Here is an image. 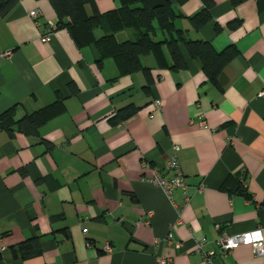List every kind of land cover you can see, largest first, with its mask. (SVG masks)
I'll return each instance as SVG.
<instances>
[{"label":"crops","instance_id":"obj_1","mask_svg":"<svg viewBox=\"0 0 264 264\" xmlns=\"http://www.w3.org/2000/svg\"><path fill=\"white\" fill-rule=\"evenodd\" d=\"M170 1L186 39L238 50L218 82L184 46L185 69L161 67L148 55L147 75L124 73L113 57L100 62L97 47H80L66 28L44 42L46 25L58 24L50 0H18L0 13V53L12 51L0 58V115L15 108V121L47 119L33 135L0 128V234L7 247L0 264H159V257L166 264H208L204 254L212 264H264L249 244L231 251L218 245L224 233L264 235V0L237 6L210 0L212 18L199 29L190 18L207 0ZM120 6L96 0L99 13ZM94 11L87 5L88 14ZM116 38L134 34L124 30ZM157 38L164 39L159 29ZM163 53L171 65L167 46ZM129 106L136 112L116 124L112 118ZM175 146L192 194L183 209L181 189L170 201L142 179L151 168L171 176L165 166ZM230 177L251 199L222 187ZM35 237L41 253L24 258L19 245Z\"/></svg>","mask_w":264,"mask_h":264},{"label":"trees","instance_id":"obj_2","mask_svg":"<svg viewBox=\"0 0 264 264\" xmlns=\"http://www.w3.org/2000/svg\"><path fill=\"white\" fill-rule=\"evenodd\" d=\"M18 0H0L2 3L0 13L5 14L11 11ZM121 6L118 9L99 13L96 9V0H50L57 16L56 28H66L73 36L76 43L82 47L94 44L100 55V62L105 58L113 57L121 65L122 71L133 74L139 71L150 74V69L142 64V58L154 55L161 67L170 66L173 70H182L187 67L182 46L185 47L192 59L199 61L203 71L212 82H218L220 75L227 65L238 56L235 46L218 51L214 45L205 40H188L184 32L177 29L175 19L177 13L170 0H120ZM234 6L240 5L246 0H230ZM258 3L263 0H256ZM91 5L94 13L88 14L87 5ZM212 2L206 1L201 12L191 17L193 26L197 29L205 25L212 18L210 7ZM239 21H233L230 26L236 27ZM107 28V32L100 38L94 34L96 28ZM158 29L164 33V39L157 38ZM131 30L134 40L120 42L116 34L120 31ZM163 46H167L172 58L171 65H168L163 53ZM148 82L145 86L150 88ZM57 105V104H56ZM55 106V105H52ZM137 110L135 106H129L118 111L112 118L114 122L120 123ZM15 108H11L0 115V128L13 131L14 126L26 134L38 133L39 127L47 120H39L36 114L26 116L19 121L14 119ZM54 114L48 116L53 117ZM228 178L223 188L229 192H235L251 199V194L238 182L237 178ZM232 184L235 186L233 187ZM24 258L34 257L41 253V242L35 237L19 245Z\"/></svg>","mask_w":264,"mask_h":264},{"label":"built area","instance_id":"obj_3","mask_svg":"<svg viewBox=\"0 0 264 264\" xmlns=\"http://www.w3.org/2000/svg\"><path fill=\"white\" fill-rule=\"evenodd\" d=\"M30 16L32 19L36 22V24H40L39 22V11L38 10H32L30 11ZM56 30V26L52 23L46 25V29L44 34L42 35V41L48 42L54 31ZM12 55V51H6L0 53V58H9ZM259 96H264V89L259 93ZM156 108H160L162 106V102L160 100L155 101ZM201 126L204 128H209L208 123L206 120H203L201 122ZM175 153L170 157L168 162L166 163L165 169L167 172L172 173L171 176L164 174L161 172L158 168H151L148 174H145L142 176V179L146 182L155 184L159 186L168 199L170 201L174 200V194L175 191L178 189L182 190L183 193V203L179 206V208H185L189 205L192 194L189 189V185L186 182L184 172L182 170L180 160L178 157L177 152L179 151V147H174ZM204 190V185L202 184L197 188L198 192H202ZM170 241L169 239H167ZM203 241L199 243V250L202 251L203 247ZM176 248L181 247V243L177 242L174 243ZM249 244L252 246L253 251L256 256L262 257L264 256V235L262 229H256L251 232L243 233V234H236V235H229L227 233H224L218 240V245L223 251H231L236 249L237 247L241 245ZM89 246H91L90 243H88ZM6 245L4 244V238L0 234V252H3L6 250ZM104 250L106 252H111L112 248L110 244H105ZM205 260L208 262V264H212V257L210 254H204ZM169 260L165 259L163 257L158 258L159 264H166Z\"/></svg>","mask_w":264,"mask_h":264},{"label":"water","instance_id":"obj_4","mask_svg":"<svg viewBox=\"0 0 264 264\" xmlns=\"http://www.w3.org/2000/svg\"><path fill=\"white\" fill-rule=\"evenodd\" d=\"M1 5H2V3L0 2V8H1Z\"/></svg>","mask_w":264,"mask_h":264}]
</instances>
